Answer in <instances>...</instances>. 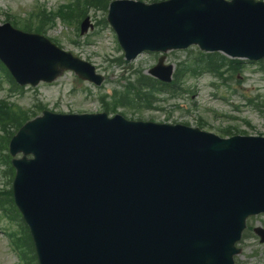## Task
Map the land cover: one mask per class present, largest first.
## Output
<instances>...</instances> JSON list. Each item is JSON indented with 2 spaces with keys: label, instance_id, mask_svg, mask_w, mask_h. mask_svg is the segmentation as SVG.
Listing matches in <instances>:
<instances>
[{
  "label": "water",
  "instance_id": "obj_1",
  "mask_svg": "<svg viewBox=\"0 0 264 264\" xmlns=\"http://www.w3.org/2000/svg\"><path fill=\"white\" fill-rule=\"evenodd\" d=\"M204 3L198 22L215 36L214 44L230 38L250 40L241 44V50L255 51L254 42L264 39V13L255 17L242 10L230 16L207 14ZM60 121L53 129L30 127L20 140L37 157L36 162L21 166L19 185L22 202L38 228L40 254L46 264H129L122 228L143 248L155 251L163 264L215 262L213 237L204 218L186 221L182 227L157 219L147 231L134 223L128 207L124 209L117 198L140 183L172 191L168 213L183 195L200 199L202 205H223L225 211L213 215L239 214L240 223L246 215L264 210V140L221 143L184 131ZM206 213L210 216L211 212ZM99 224L111 237L105 252L89 258V247L92 252L103 251L96 246L102 230ZM171 229H183L186 235L153 237ZM107 251L109 263L104 259Z\"/></svg>",
  "mask_w": 264,
  "mask_h": 264
},
{
  "label": "rangeland",
  "instance_id": "obj_2",
  "mask_svg": "<svg viewBox=\"0 0 264 264\" xmlns=\"http://www.w3.org/2000/svg\"><path fill=\"white\" fill-rule=\"evenodd\" d=\"M65 2V0H0V23H3L9 16L27 17L39 5L54 11L58 5L65 4ZM1 11L6 13L3 14ZM88 12L95 21H101L105 16L102 10H89ZM94 30L95 32L83 37L76 30V26H66L57 21V25L46 35L56 40L64 50L72 51L93 63L99 72L107 77L102 88L96 89L80 84L68 73L54 85H41L36 90L24 89L21 93H10L9 84L0 79V99L23 109H31L37 101H41L50 109L65 112L99 111L101 106L98 97L113 89H119L124 81L118 79L123 66L110 65L108 62L120 54L115 48L112 34L104 24H98ZM72 40L78 44L72 43ZM88 40L91 42L90 46H87L86 41ZM189 50H197V48L168 53V63L176 67L189 56ZM153 63L154 56H140L133 63V71H145ZM185 86L188 92H184L178 98L169 99L162 106V111H145L143 118L157 122L187 123L190 126H197L202 122L205 130L215 134H218L219 128L225 126L237 127L239 131H244L248 135L264 134V114L246 105L248 98H255L257 101L264 99V73L260 72L255 64L245 63L240 74L230 79L227 78L225 81L219 77L204 74L198 78L187 79ZM72 88L74 92L70 95ZM86 89L90 92L88 93ZM240 248L242 249L238 258L240 264H264V246L258 243L251 231L245 232ZM26 254L25 251V256ZM0 264H17L1 234Z\"/></svg>",
  "mask_w": 264,
  "mask_h": 264
}]
</instances>
